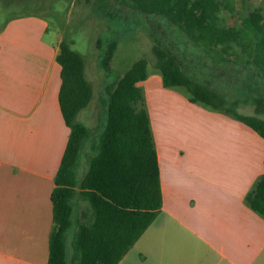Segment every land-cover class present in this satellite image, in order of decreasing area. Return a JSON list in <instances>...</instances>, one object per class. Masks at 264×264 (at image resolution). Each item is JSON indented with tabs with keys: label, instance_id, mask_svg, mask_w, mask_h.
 Masks as SVG:
<instances>
[{
	"label": "crops",
	"instance_id": "crops-1",
	"mask_svg": "<svg viewBox=\"0 0 264 264\" xmlns=\"http://www.w3.org/2000/svg\"><path fill=\"white\" fill-rule=\"evenodd\" d=\"M50 34L33 13L0 26V264L49 261L52 194L71 134L59 104L63 40ZM139 85L163 206L119 264H264V218L246 201L264 175V138L164 87L160 74Z\"/></svg>",
	"mask_w": 264,
	"mask_h": 264
},
{
	"label": "trees",
	"instance_id": "trees-1",
	"mask_svg": "<svg viewBox=\"0 0 264 264\" xmlns=\"http://www.w3.org/2000/svg\"><path fill=\"white\" fill-rule=\"evenodd\" d=\"M112 1H105L107 15L118 20L120 14L121 24L126 11L155 24L152 53L164 87L182 89L192 103L229 115L264 138L262 9L225 26L220 0ZM118 44L113 39L101 50L100 64L107 73H112ZM57 62L59 104L71 134L52 194L48 264H119L163 206L156 142L139 85L149 77V61H135L105 88L106 123L82 177L79 170L93 132L78 117L90 105L93 87L85 58L72 42L60 43ZM247 106L254 107V114L241 112ZM246 201L264 218V175Z\"/></svg>",
	"mask_w": 264,
	"mask_h": 264
},
{
	"label": "rangeland",
	"instance_id": "rangeland-1",
	"mask_svg": "<svg viewBox=\"0 0 264 264\" xmlns=\"http://www.w3.org/2000/svg\"><path fill=\"white\" fill-rule=\"evenodd\" d=\"M106 0H0V26L5 20L21 14L33 13L46 18L50 25V37L59 36L73 43L74 49L82 54L86 62V77L93 87V99L84 109L78 120L92 129V138L86 143L84 157L79 174L84 176L93 155L92 146L106 123L108 96L105 88L116 78L122 76L132 64L140 58L149 61V75L159 74L155 69V57L152 48L154 23L136 18L132 11H126L121 24L107 15ZM224 6L221 12V24L233 26L255 8L262 9L264 0H220ZM120 9V8H119ZM109 11H112L111 9ZM114 14V11H112ZM119 44L111 63L112 73L104 71L100 64V53L113 39ZM101 43V49L98 43ZM99 43V45H100ZM143 88V87H142ZM151 97H149L150 99ZM152 98L157 99L156 95ZM151 98V106L156 101ZM147 108L149 110L148 102ZM245 114H254V107L242 109Z\"/></svg>",
	"mask_w": 264,
	"mask_h": 264
},
{
	"label": "water",
	"instance_id": "water-1",
	"mask_svg": "<svg viewBox=\"0 0 264 264\" xmlns=\"http://www.w3.org/2000/svg\"><path fill=\"white\" fill-rule=\"evenodd\" d=\"M111 2H114V1L111 0Z\"/></svg>",
	"mask_w": 264,
	"mask_h": 264
}]
</instances>
